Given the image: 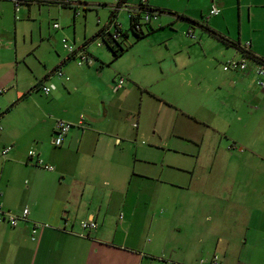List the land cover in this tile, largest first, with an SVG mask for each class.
<instances>
[{"label": "crops", "instance_id": "obj_1", "mask_svg": "<svg viewBox=\"0 0 264 264\" xmlns=\"http://www.w3.org/2000/svg\"><path fill=\"white\" fill-rule=\"evenodd\" d=\"M141 1L132 3V0H125L123 3L136 5ZM218 1L211 0L212 4L208 8L210 10L212 6H218L220 14L209 15L208 12L207 19L202 22L188 12L179 17L205 29L208 33L205 41L216 39L233 47L234 53L228 60L240 59L243 57L242 51L228 44L223 37L242 46L250 42L251 51L264 60V17L254 18L252 9L248 7L250 4L264 7V0H237L240 7L237 40L229 28H223L222 24L228 20L225 15L212 23L225 10L221 7L225 4L219 5L221 1ZM88 3V8L83 10L85 13L92 5ZM147 3L171 15L177 12L166 7L169 3L164 0H148ZM43 4L55 3L23 4L20 11L24 6L31 8ZM73 12L75 23L76 17L82 13L77 16L74 9ZM114 18L125 32L128 31L130 18L127 11L121 10ZM158 19L152 20L150 32L144 37L136 38L132 33H127L123 41L126 49L117 57L112 55L111 62L119 60L135 43L145 37L150 40L155 33L172 24L171 18L159 19L160 23L154 24ZM205 21L209 22L208 28L203 25ZM248 26L252 32H244ZM54 28L62 30L63 26ZM190 30L195 34L191 28L186 35L193 39L188 34ZM131 36L135 37V41L129 43ZM76 40L74 36L72 41L78 47L86 44L78 45ZM94 40L91 39L86 45L94 59L91 64L79 65L73 57L69 58V54L56 58L53 69H49L48 62L44 61L43 78L37 79L34 88H30V78L19 65L20 58L26 62L30 59L31 56L27 57L29 53L21 57L17 50L13 55L0 52V90H4L0 92V203L5 210L15 213L22 212L26 207L30 209L28 219L16 226L7 221L0 222V264H153L151 260L156 256L163 264L169 261L175 264H197L198 258H193L196 257L194 248L196 244L208 242L212 243V248L216 247L218 253L214 255L219 256L220 264H264V194L259 196L262 198L260 202L256 198L259 188L254 174H250L249 178L228 174L226 168L232 166L234 154L223 153L217 161L214 157L218 155L216 152L219 149L214 150L213 159L206 163L210 173L204 177H197L195 173H190L189 179L185 181L159 177V185L164 183L163 192L157 186V191L151 193L147 201H144V193L132 190L142 185V179L146 177L140 171V166L137 169L138 162L143 159L137 153L129 155L122 146L124 139L121 136L122 125L129 120V104L126 100L132 90L140 85L138 80L130 79V69H118L104 80L106 63L99 54L95 55L90 50V42ZM193 40L199 42L201 39L196 35ZM96 43L98 47L105 44L112 51L103 37L97 39ZM34 56L38 59L37 55ZM58 70L64 75H59ZM121 71L128 74H121ZM225 72L228 73L225 79L213 86L225 90L230 99L237 91H243L241 87H247L251 78L254 77L257 83L253 70ZM90 75L98 81L91 79ZM83 76L86 79L81 78ZM121 76L125 77V83L115 90ZM45 84H55L56 89L45 94L41 90ZM110 89L111 96L108 93ZM247 92L251 93L248 88ZM90 97H95L92 102L88 100ZM24 104H27L28 111L13 114L16 108ZM251 108L257 110L258 106ZM206 111V116H222L220 111L216 113L209 106H206ZM58 120L73 125L60 145L55 144L54 138L50 143L49 137V146L45 147L40 129L48 124L49 134H55ZM201 122L204 125L197 128L190 138L197 147L195 169L200 158L205 156L206 138L221 130L217 122L214 125L207 119ZM6 146H11V149L7 157H3L1 151ZM230 148L241 149L236 144ZM30 150H35L37 156L30 158ZM250 153L246 160L251 173L252 167L257 171V163L263 166L264 157L256 149ZM224 155L228 158H224ZM256 156H260L259 160ZM38 158L44 164L53 165L54 169L48 170L38 165ZM202 169H206L204 165L199 168ZM216 169L220 171L219 174H213ZM167 187H174L175 190ZM142 202L146 207L145 214L140 213ZM153 205L163 208L162 214L154 211L150 214ZM88 218L96 220L97 229L85 231L81 228L79 221ZM139 221L143 234L137 235L133 229ZM167 221L176 223L168 226ZM36 222L48 223L50 226L40 228L33 238L31 233ZM125 226L129 231H125ZM145 230L152 233V239L146 240ZM243 245L248 249L241 248ZM212 257L206 264H211Z\"/></svg>", "mask_w": 264, "mask_h": 264}, {"label": "rangeland", "instance_id": "obj_2", "mask_svg": "<svg viewBox=\"0 0 264 264\" xmlns=\"http://www.w3.org/2000/svg\"><path fill=\"white\" fill-rule=\"evenodd\" d=\"M87 1L92 5L86 13L83 11L80 16L76 17L74 23V12L71 8H64L57 4H43L33 5L31 8L24 6L20 12H16L12 1L0 0V52L4 55H13L17 50L21 57L29 53L27 57H31L28 58V63L20 58L19 65L30 78L32 83L30 88H34L37 79L43 78L44 61L48 62L49 69H53L56 65L54 64L56 58L59 59L60 56L68 54L63 47V37H70L72 41L76 36L78 45L90 41L100 28L108 24L114 6L119 2V0ZM220 1L219 5L225 4L221 6L225 10L222 15L215 17L212 23L214 24L215 19L225 15L228 20L222 24L223 28H229L228 30L237 40L240 20V7L237 0H219L218 2ZM136 2L138 0H132V3ZM164 2L169 3L166 7L172 9L171 11L175 9L177 12L172 15L169 12H162L158 18H171L172 24H168L164 29L155 33L150 40L145 37L135 43L119 60L111 62L113 52L105 44L98 47L96 43L98 38L90 42V50L95 55L99 54L102 61L106 63L104 80L107 75H113L118 69H130V79L138 80L140 85L132 90L126 100L129 104V120L127 124L122 125L123 134L121 136L124 139L122 146L127 149L129 155L134 156L137 153L143 159L138 162L137 169L140 166V171H143L146 177H143L142 185L132 190L144 193V201H147L150 194L157 191V186H160L163 192L164 183L159 185V177L168 180L178 178L185 181L189 179L190 173H195L197 177L209 175L206 163L213 159L214 150L219 149L216 152L218 155L214 157L217 161L220 160L219 155L223 153L234 154L233 160L231 156L232 166L226 168L228 174L241 175L244 178H249L250 174H254L253 176L257 177L259 191L256 198L261 202L262 198L259 196L264 194V164L261 166L257 163V171L252 167L250 173V165L246 158L252 154L250 153L252 149L261 151L264 157V90L257 85L254 77L250 79L247 87L245 85L241 87L243 91H237L231 99L225 90H221L219 86H213L221 79H225L228 74L223 69V63L232 56L234 48L216 39L212 42L205 41L208 36L205 29L179 17L182 13L188 12L199 22L206 20L208 7L212 4L211 0H164ZM248 7L252 9L254 18L264 17V7L251 4ZM120 11L116 14L119 15ZM122 11L126 10L122 9ZM159 19L153 23L159 24ZM56 22L63 26L62 30L54 28ZM191 28L201 39L199 42L187 37L186 32ZM244 32H252V28L248 26ZM134 38L131 36L128 42H134ZM34 55H37L38 59ZM75 65L78 66L77 63ZM22 71H20V76ZM123 73L128 74L121 71V74ZM89 77L98 81L93 75ZM81 78L86 79L84 76ZM247 88L251 93L247 92ZM108 93L111 96L112 90L110 89ZM40 94L43 95L42 92ZM94 98L90 97L89 102H92ZM225 102L226 104L223 105ZM26 106L27 104H24L16 108L13 114L22 110L28 111ZM206 106L212 107L216 113L220 111L222 116L219 118L206 116L208 114ZM255 106H258L257 110L251 108ZM203 119H207L213 123L212 125L217 122L221 130L218 134H211L206 138L205 156L200 158L198 168L195 169L197 147L190 138L197 128L204 125L201 122ZM135 123H137L136 126ZM40 131L43 145L48 147L49 137V142L52 143L56 135L53 132L49 134L48 124L43 125ZM232 144L241 147L240 151L231 149ZM223 157L228 158L226 155ZM259 158L260 156H256L257 160ZM253 160L254 156H252ZM201 165H204L207 171L206 169L199 170ZM219 173L217 169L213 172V174ZM167 188L175 190L174 187ZM161 209L163 208L153 205L150 207V214L152 211L160 213ZM145 210L146 207L142 202L140 213L145 214ZM11 213L22 216L21 212L11 211ZM171 223L176 222L167 221L168 226ZM34 224H37L36 231L50 226L43 222ZM164 226H166V221ZM125 231H129L127 227ZM133 232L137 235L141 234L140 221L136 223ZM144 233L146 240L153 238L152 233L147 230ZM31 234L32 237L37 236L36 233ZM211 246V242L196 244L193 251H196V257L193 258H198V262L201 259L209 260L216 252L218 253L216 247ZM241 248L248 249L244 245ZM156 257L151 260L152 263L163 264L159 256Z\"/></svg>", "mask_w": 264, "mask_h": 264}, {"label": "built area", "instance_id": "obj_3", "mask_svg": "<svg viewBox=\"0 0 264 264\" xmlns=\"http://www.w3.org/2000/svg\"><path fill=\"white\" fill-rule=\"evenodd\" d=\"M13 2L15 6V11L20 12L21 6L23 4H32V3H55L59 6L64 7H70L73 8L75 11V14L78 16L82 13L83 10L87 9L89 6V3L87 0H10ZM148 0H142L140 3L136 5H128L125 3H117L113 10L116 12L118 10H126L129 13V18L131 16H137L139 13L143 16L144 22H152V20H155L158 18L160 12H150L148 10H144L142 8L148 6L147 3ZM143 4V5H141ZM221 12V9L218 6H212L209 10V15H219ZM138 29L140 28L139 24H136ZM54 27L58 28L60 27L59 23H54ZM107 27V28H106ZM117 27H121V25L118 23L117 20L113 17L112 20L108 22V24L104 27L106 28V31H110L113 33V38L118 39V33H117ZM189 36H191L193 39L196 38V35L193 33L192 30L188 32ZM102 37H98L100 39ZM102 42V41H101ZM101 42L98 44L100 45ZM63 47L67 50L69 56L73 57L79 65H89L93 62V56L91 53L87 50L86 46L78 47L74 42H72L69 38L64 37L62 39ZM103 43V42H102ZM250 42H247L244 44L243 48L245 50H249L250 48ZM240 59H230L226 61L223 64V68L226 71L229 70H236L240 72H250L254 71V73L257 76V84L264 88V62L257 61L247 55H242ZM58 74L63 76L64 73L61 70H58ZM67 78V77H66ZM68 79V78H67ZM125 83V77H119L117 80V83L115 85V90L121 88L123 84ZM56 89L55 84H45L42 85L41 90L45 94H49L51 91ZM4 90H0L2 92ZM72 123L67 122L65 120H58L56 122L54 132H55V138L54 142L57 145H60L63 141V137L67 134V132L72 127ZM11 146H6L2 149L1 153L3 157H7L8 152L10 151ZM28 155L30 158H33L37 156V152L35 150H30L28 152ZM37 164L43 166L44 168L48 170H53L54 166L50 164H44L40 158L37 159ZM22 216H17L16 214L11 213V211H7L3 208V205L0 203V222H9L11 225L16 226L21 220H27L28 215L30 213V209L28 207L24 208L22 210ZM79 225L83 230H93L97 229L98 223L94 218H88V219H82L79 221ZM37 224H34L33 233H37ZM35 238V237H33ZM209 260L207 259H201L198 264H206ZM211 264H220V258L218 255H214L212 259L210 260ZM165 264H175L172 262H165Z\"/></svg>", "mask_w": 264, "mask_h": 264}, {"label": "trees", "instance_id": "obj_4", "mask_svg": "<svg viewBox=\"0 0 264 264\" xmlns=\"http://www.w3.org/2000/svg\"><path fill=\"white\" fill-rule=\"evenodd\" d=\"M125 0H119V4L123 3ZM143 5V4H141ZM143 11L144 10H148L150 12H162L160 9H157V8H153V7H150L149 5L142 8ZM116 14V11L113 10L112 11V16L110 18V20L113 19V17L115 16ZM136 24H139L140 28L138 29ZM204 26H206V28H208V23H206V21L203 23ZM152 27L151 26V22H144L143 21V16L141 13H139L137 16H131L130 17V26H129V29L128 31L125 32V30L122 28V27H117V33H118V39H114L113 38V33L110 31H106V28H102L97 34L96 36L93 37V39L95 38H98L100 36L103 37L104 39V42H106V44L109 45V47L112 49L113 51V55L115 57H117L119 55V53L124 49H126V45L124 44V38L128 36L127 33H132L134 36H136V38H141V37H144L147 35L149 31V28ZM215 33V32H214ZM104 37H107V38H104ZM223 37V36H222ZM224 39L228 44L231 43V45H234L238 48V50L242 51V55H247L257 61H260V62H264V60H262L261 58L257 57L252 51L251 49L249 50H245L243 48L242 45L240 44H236V43H232V42H229V40H227L226 38H222ZM121 40V41H120ZM115 43V44H114ZM87 44H89V42H86V44L84 46H86ZM69 58H71V56H69Z\"/></svg>", "mask_w": 264, "mask_h": 264}]
</instances>
